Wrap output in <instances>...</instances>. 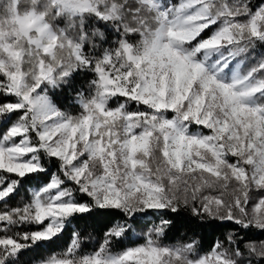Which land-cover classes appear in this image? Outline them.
<instances>
[{"label":"snow or ice","instance_id":"obj_1","mask_svg":"<svg viewBox=\"0 0 264 264\" xmlns=\"http://www.w3.org/2000/svg\"><path fill=\"white\" fill-rule=\"evenodd\" d=\"M59 3L82 34L53 67L65 29L28 22L31 86L0 35V264H264V240L247 237L264 232V0ZM50 86L72 89L79 112ZM217 221L234 228L207 251L182 233Z\"/></svg>","mask_w":264,"mask_h":264},{"label":"clouds","instance_id":"obj_2","mask_svg":"<svg viewBox=\"0 0 264 264\" xmlns=\"http://www.w3.org/2000/svg\"><path fill=\"white\" fill-rule=\"evenodd\" d=\"M113 5H116L118 9L122 8L119 0H92V7L97 10L103 8L106 14L111 11ZM34 17H43L54 30L59 27L58 21L63 20L67 24L76 22L78 18V16H72L65 11L59 0H15V2L0 0V35L3 36L5 44H10L24 52L23 71L26 78L25 83L29 86L33 83L35 69L38 61L42 58L41 53L37 52L34 46L29 45L24 36L26 25ZM57 34L59 35L58 31ZM31 35L35 37L37 34L32 32ZM70 41L72 44L77 43L67 32L60 35L59 43L53 54L44 57L46 63L55 67L62 62H72ZM19 67L18 64L17 68Z\"/></svg>","mask_w":264,"mask_h":264},{"label":"trees","instance_id":"obj_3","mask_svg":"<svg viewBox=\"0 0 264 264\" xmlns=\"http://www.w3.org/2000/svg\"><path fill=\"white\" fill-rule=\"evenodd\" d=\"M13 2H15V0H13ZM173 3L178 2V0H172ZM254 4H259L260 0H253ZM23 7V6H22ZM137 19V17H129V20L126 21V23H130L132 20ZM95 23L94 19L92 17H85V26H87V24L89 22ZM142 22V21H141ZM58 25L59 27L56 28V31L59 32L60 28H64L65 31L72 36V39L75 40L76 42H79L78 39H76L79 35H81V24H80V18H77L76 22H72V23H67L65 24L63 20L58 21ZM130 30L133 31H139V25H133L132 28ZM142 38V37H141ZM137 39V43H139L140 39ZM116 37H113V40H115ZM107 47V45H106ZM46 62V61H45ZM91 79V75L89 74L88 77H84L83 74H81L80 78H79V83L76 84V87L80 89V91L87 93V80ZM81 85H83V87H81ZM48 95L50 96V99L52 101H59V106L63 108V110L69 111L72 114H77L79 112V107L77 104V101L74 99L75 93L72 91V89H64V88H55V87H51L47 90ZM60 93V95H58ZM253 103H255L256 101L253 100ZM134 107V106H133ZM4 129L2 127H0V132H2ZM20 204L19 201H13L11 203L10 206H18ZM0 207H3L2 204H0ZM149 219H152L151 217H149ZM234 228V225H232L231 223H221L219 221L215 222V223H209L208 225L201 227V228H189V229H183L182 233L187 231L189 235L192 234V231H196L198 233L197 238L198 239H202L203 242V247L205 249V251H207L213 244V241H215L216 239H224L225 234ZM138 231H140V229H138ZM82 236L84 237L86 243L84 245V251H91L94 249L95 244L93 243V241L97 242L99 241V235L92 231L91 229L88 232L82 233ZM247 237L250 240L253 241H260V240H264V232H260L257 230H250L247 233ZM166 242H171V241H166ZM69 243V238H65L64 241L62 242H58V244L53 247L50 248L48 251L43 253V257L42 258H47L50 255L53 254H59L61 253L63 250L66 249L67 245ZM130 245H124V247H127Z\"/></svg>","mask_w":264,"mask_h":264}]
</instances>
